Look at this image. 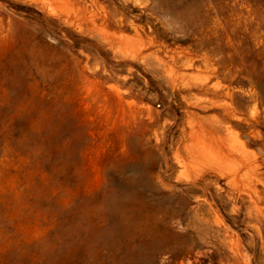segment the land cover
Here are the masks:
<instances>
[{"label": "rangeland", "instance_id": "1", "mask_svg": "<svg viewBox=\"0 0 264 264\" xmlns=\"http://www.w3.org/2000/svg\"><path fill=\"white\" fill-rule=\"evenodd\" d=\"M0 264H264V0H0Z\"/></svg>", "mask_w": 264, "mask_h": 264}, {"label": "bare ground", "instance_id": "2", "mask_svg": "<svg viewBox=\"0 0 264 264\" xmlns=\"http://www.w3.org/2000/svg\"><path fill=\"white\" fill-rule=\"evenodd\" d=\"M200 134L201 133H199L198 135L196 134L198 136V138H197L198 139V147L194 146V144H192V143L188 146V149L191 152V157H193L194 159H200L204 155L207 156L208 154H212L213 152L212 153L208 152V154L206 155L207 152H205V151L208 148H211V149L217 148V145H218V143H216V141H214L213 139L205 138L204 135H202L203 133L201 135ZM195 140H194V142H195ZM214 152H215V150H214ZM220 153H222V152H220ZM217 155H218V151H217ZM208 156H210V155H208ZM210 158H212V157H210ZM204 160H205V157H204Z\"/></svg>", "mask_w": 264, "mask_h": 264}]
</instances>
